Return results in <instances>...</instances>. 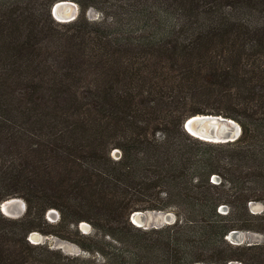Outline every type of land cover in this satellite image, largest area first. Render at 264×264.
Listing matches in <instances>:
<instances>
[{"label": "trees", "instance_id": "1", "mask_svg": "<svg viewBox=\"0 0 264 264\" xmlns=\"http://www.w3.org/2000/svg\"><path fill=\"white\" fill-rule=\"evenodd\" d=\"M57 1L0 0V203L26 205L0 211V264H35L26 237L49 208L91 225L93 264H264V241L226 238L264 234L249 208L264 200V0H72L69 22ZM196 114L241 134L195 138ZM134 211L175 220L141 228Z\"/></svg>", "mask_w": 264, "mask_h": 264}, {"label": "rangeland", "instance_id": "2", "mask_svg": "<svg viewBox=\"0 0 264 264\" xmlns=\"http://www.w3.org/2000/svg\"><path fill=\"white\" fill-rule=\"evenodd\" d=\"M72 1V0H71ZM75 2V1H73ZM77 15L79 13V5ZM85 15L90 20H100L102 14L95 8L89 7ZM112 156L118 157V152L116 149L112 151ZM214 181H217V178H214ZM20 198V197H13ZM23 200L22 198H20ZM249 208L254 213L264 212V200L254 201L249 205ZM26 209L23 208L21 211L15 209L19 214L16 217L6 216L7 219H16L21 217ZM51 209L56 210L55 208H49L46 210L43 220L39 225L37 230H31L26 239L28 242L33 245L32 253L29 255L30 259L35 264H93L92 260L99 258L97 253H89L82 248L83 243H87V240L82 236H88L93 233L91 225L86 221L79 222L76 226H68L64 223H59L57 219L53 218L47 212ZM221 212H226V205H222L220 208ZM22 212V213H21ZM153 212V211H149ZM162 212L166 214L170 212L173 214V219L175 220V215L172 211H155ZM21 213V214H20ZM15 216V215H14ZM162 225V224H161ZM164 225V224H163ZM236 231L232 236V240H236L242 243H257L264 241V234L259 232L247 231V230H233ZM229 234V233H228ZM228 237V235H226ZM229 240V239H227ZM230 242V240H229ZM194 264H206L203 262H198ZM227 264H243L240 261H230Z\"/></svg>", "mask_w": 264, "mask_h": 264}, {"label": "water", "instance_id": "3", "mask_svg": "<svg viewBox=\"0 0 264 264\" xmlns=\"http://www.w3.org/2000/svg\"><path fill=\"white\" fill-rule=\"evenodd\" d=\"M77 9L78 6L75 2L71 0H59L51 6L50 12L52 17L56 21L69 22L76 18ZM182 126L184 130L191 136L214 143H225L229 141H234L241 134L240 125L235 120L222 115H191L184 120ZM6 202H8V199L0 203V211L3 214L5 213L2 205L4 204V208H6ZM23 203L25 208V202L23 201ZM16 216L18 215H15L13 217ZM129 220L132 224L141 228H157L162 226L163 224H170L174 222L173 214H171L170 212L163 214L162 212L155 211H134L130 214ZM235 233L236 231L229 232L228 237L226 238L229 239L230 242L233 244H240V242L232 240V236Z\"/></svg>", "mask_w": 264, "mask_h": 264}, {"label": "bare ground", "instance_id": "4", "mask_svg": "<svg viewBox=\"0 0 264 264\" xmlns=\"http://www.w3.org/2000/svg\"><path fill=\"white\" fill-rule=\"evenodd\" d=\"M6 203H7L6 208H4L5 206L4 204L2 206L4 209V213L9 216L19 215L15 209L21 211L24 208V203L20 198H10Z\"/></svg>", "mask_w": 264, "mask_h": 264}, {"label": "built area", "instance_id": "5", "mask_svg": "<svg viewBox=\"0 0 264 264\" xmlns=\"http://www.w3.org/2000/svg\"><path fill=\"white\" fill-rule=\"evenodd\" d=\"M47 214H50V215L53 216V218H55V219H58V217H59L58 212H57L56 210H53V209H51V211L49 210V211L47 212Z\"/></svg>", "mask_w": 264, "mask_h": 264}]
</instances>
